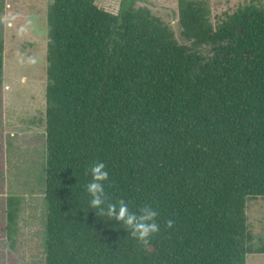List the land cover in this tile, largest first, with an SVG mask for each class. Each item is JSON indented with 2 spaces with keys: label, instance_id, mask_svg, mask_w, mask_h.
Segmentation results:
<instances>
[{
  "label": "trees",
  "instance_id": "1",
  "mask_svg": "<svg viewBox=\"0 0 264 264\" xmlns=\"http://www.w3.org/2000/svg\"><path fill=\"white\" fill-rule=\"evenodd\" d=\"M210 13L178 0L182 43L135 0L117 13L51 0L45 264H246L264 253L246 225L247 200L264 196V7L216 23ZM98 161L105 211L122 201L133 215L158 213L146 243L90 207Z\"/></svg>",
  "mask_w": 264,
  "mask_h": 264
},
{
  "label": "rangeland",
  "instance_id": "2",
  "mask_svg": "<svg viewBox=\"0 0 264 264\" xmlns=\"http://www.w3.org/2000/svg\"><path fill=\"white\" fill-rule=\"evenodd\" d=\"M211 21L264 0H204ZM51 0H0V264H45L43 165L46 157L47 10ZM117 13L121 0H96ZM181 36L178 0H135ZM10 202L12 205H10ZM16 207L15 224L7 212ZM250 246L264 243V196L246 202ZM246 264H264V253H248Z\"/></svg>",
  "mask_w": 264,
  "mask_h": 264
},
{
  "label": "clouds",
  "instance_id": "3",
  "mask_svg": "<svg viewBox=\"0 0 264 264\" xmlns=\"http://www.w3.org/2000/svg\"><path fill=\"white\" fill-rule=\"evenodd\" d=\"M91 182L86 185V190L91 196L89 205L91 208L101 211L108 217H114L117 221H123L125 225L132 229V236L139 241L147 242L151 235L159 231V225L156 223L158 213L151 208L142 210L139 216L129 212L128 207L122 201L119 205L109 204L106 211L103 208L104 183L109 179V172L103 162L94 163L89 169ZM171 222L168 227H171Z\"/></svg>",
  "mask_w": 264,
  "mask_h": 264
}]
</instances>
